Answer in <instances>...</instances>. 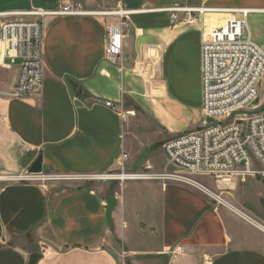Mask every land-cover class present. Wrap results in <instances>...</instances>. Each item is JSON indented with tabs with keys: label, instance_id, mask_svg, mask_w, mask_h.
Listing matches in <instances>:
<instances>
[{
	"label": "crops",
	"instance_id": "obj_1",
	"mask_svg": "<svg viewBox=\"0 0 264 264\" xmlns=\"http://www.w3.org/2000/svg\"><path fill=\"white\" fill-rule=\"evenodd\" d=\"M63 1L88 12L146 11L130 16L120 66L104 61L111 18L98 14L45 19L38 92L10 98L18 67L0 64V176L25 175L38 157L53 176L121 166L161 174L164 143L201 126V43L227 18L172 20L169 8L257 10L247 30L264 52V0H0V14L50 11ZM261 102L264 109V83ZM64 185L51 193L0 182V264H28L33 253L36 264H264V251L240 237L243 225L191 187L162 179ZM111 196L113 234L104 206Z\"/></svg>",
	"mask_w": 264,
	"mask_h": 264
},
{
	"label": "built area",
	"instance_id": "obj_2",
	"mask_svg": "<svg viewBox=\"0 0 264 264\" xmlns=\"http://www.w3.org/2000/svg\"><path fill=\"white\" fill-rule=\"evenodd\" d=\"M144 11L117 6L88 12L79 1H63L50 11L33 9L0 14V18H4L0 23V64L7 69L18 67L16 84L8 96L14 99L29 96L42 86L46 18L94 14L111 18L106 24L104 61L120 66L122 40L131 29L130 16ZM167 11L172 20L177 19L178 13L227 17L224 24L211 29L201 43V126L163 145L166 168H172L173 173L155 174L149 166L126 172L121 166L118 174L56 178L92 182L164 179L198 191L203 188L194 177L210 178L225 191L249 177L264 179V109L261 102L264 52L251 41L247 30V18L257 10L173 7ZM105 106L114 109L110 102ZM40 177L29 173L0 176V182L34 183ZM104 206L106 208L107 203Z\"/></svg>",
	"mask_w": 264,
	"mask_h": 264
},
{
	"label": "rangeland",
	"instance_id": "obj_3",
	"mask_svg": "<svg viewBox=\"0 0 264 264\" xmlns=\"http://www.w3.org/2000/svg\"><path fill=\"white\" fill-rule=\"evenodd\" d=\"M125 171L129 172L127 170ZM119 172L120 169L112 172V174H118ZM169 173H173V169L165 167L159 175ZM162 180L167 181L164 179ZM193 180L203 188L200 189V192L207 196V198L213 202L215 207L229 212L238 220L239 223L243 225L244 230L239 232L240 237H242L245 241H251L256 248L264 251V233L258 229L260 227L264 228V183L262 179L258 177L246 178L243 182L238 181L235 188L229 191L222 190L215 184L213 180L207 177H194ZM70 182L74 181L56 178L51 174L42 172L39 180L35 181L34 183L45 186L48 191L55 193L57 190L64 188L65 183L67 184ZM107 182H113L117 184L123 183L120 181ZM238 212L243 216H241ZM251 222L256 223L255 227Z\"/></svg>",
	"mask_w": 264,
	"mask_h": 264
},
{
	"label": "water",
	"instance_id": "obj_4",
	"mask_svg": "<svg viewBox=\"0 0 264 264\" xmlns=\"http://www.w3.org/2000/svg\"><path fill=\"white\" fill-rule=\"evenodd\" d=\"M42 172L43 171H42V166H41V159L38 157L28 169V173L33 174V175H41ZM106 203H107L106 210H105L106 224L109 228V231L113 234V223L111 219V214L116 205V198L114 196H111L106 200ZM37 260H38L37 253H33L31 254L28 260V264H36Z\"/></svg>",
	"mask_w": 264,
	"mask_h": 264
},
{
	"label": "bare ground",
	"instance_id": "obj_5",
	"mask_svg": "<svg viewBox=\"0 0 264 264\" xmlns=\"http://www.w3.org/2000/svg\"><path fill=\"white\" fill-rule=\"evenodd\" d=\"M239 213V212H238ZM241 216H243L241 213H239ZM252 223V222H251ZM252 225L255 227V225H256V223H252ZM260 227V226H259ZM258 228V227H257ZM261 232H263L264 233V228L263 227H260V228H258Z\"/></svg>",
	"mask_w": 264,
	"mask_h": 264
}]
</instances>
